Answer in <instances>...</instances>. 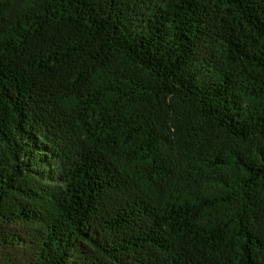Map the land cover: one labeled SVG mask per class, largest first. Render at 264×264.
<instances>
[{
  "label": "trees",
  "instance_id": "16d2710c",
  "mask_svg": "<svg viewBox=\"0 0 264 264\" xmlns=\"http://www.w3.org/2000/svg\"><path fill=\"white\" fill-rule=\"evenodd\" d=\"M0 264H264V0H0Z\"/></svg>",
  "mask_w": 264,
  "mask_h": 264
}]
</instances>
